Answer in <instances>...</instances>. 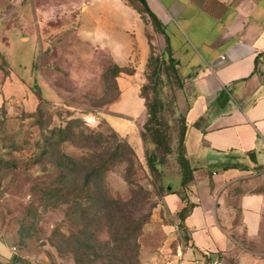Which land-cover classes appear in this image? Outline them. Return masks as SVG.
Wrapping results in <instances>:
<instances>
[{
	"label": "rangeland",
	"instance_id": "374dc122",
	"mask_svg": "<svg viewBox=\"0 0 264 264\" xmlns=\"http://www.w3.org/2000/svg\"><path fill=\"white\" fill-rule=\"evenodd\" d=\"M42 14L44 49L78 27L68 13ZM147 24L151 54L159 62L147 64L136 76H131L132 63L126 74H116L110 55L92 45L87 60L53 63L38 58L34 66L42 68L46 83L30 67L39 45L16 46L9 60L14 73L32 84V91L40 90L44 101L39 105L37 96L34 100L26 91L12 92L0 103V239L14 252L10 259L0 254V264H179L189 234L168 195L185 197L189 187L182 185L180 162L189 100L186 81L173 67L165 41ZM23 49L28 58L19 60ZM52 73L59 85H52ZM119 76L135 78L142 93L157 103L158 145L141 136L146 106L135 116L119 108L120 102L139 98V92L121 94ZM38 105V114L29 116ZM72 119L77 120L75 133L62 135L59 128ZM55 127L54 154L43 156ZM153 152L156 168L149 161ZM63 154L79 162V170L66 178L61 174ZM87 165L103 167L88 191ZM206 167L223 171L219 163ZM247 175L253 189L263 178L257 172ZM62 186L64 192L51 190Z\"/></svg>",
	"mask_w": 264,
	"mask_h": 264
},
{
	"label": "crops",
	"instance_id": "0c3cea01",
	"mask_svg": "<svg viewBox=\"0 0 264 264\" xmlns=\"http://www.w3.org/2000/svg\"><path fill=\"white\" fill-rule=\"evenodd\" d=\"M146 1L166 45L168 37L189 100L184 140L195 179L185 197L168 195L177 213L189 204L184 221L189 239L179 264H264V190L251 192L247 175L257 172L263 178L255 188L264 186V0ZM50 11L68 13L78 27L44 49L42 13ZM149 32L125 0H0V103L12 92L29 91L35 100L32 84L9 61L17 45L20 50L39 45L30 67L43 80L42 68L34 66L38 58L87 60L93 46L121 67L132 63L136 76L151 55ZM24 53L19 60L28 58L27 49ZM52 76V85H59ZM118 85L121 94L139 92L135 101L119 103L135 116L146 106L141 84L119 76ZM208 163H219L223 171L208 169Z\"/></svg>",
	"mask_w": 264,
	"mask_h": 264
},
{
	"label": "trees",
	"instance_id": "16d2710c",
	"mask_svg": "<svg viewBox=\"0 0 264 264\" xmlns=\"http://www.w3.org/2000/svg\"><path fill=\"white\" fill-rule=\"evenodd\" d=\"M125 2L127 4H129L130 6H132L133 8H135L143 17V19L145 20V22L151 23L152 26L158 31V32H163V29L161 27V23L158 19V17L156 16V14L151 10V8L149 7L148 3L146 0H125ZM167 40V51L168 54L170 55V61L173 65V67H176L177 65V60L174 59V57L171 56L170 54V47L168 44V37H166ZM158 63L159 62V58H156L153 54L150 55L148 63L149 66H152L153 63ZM2 68L5 72L6 75L9 74V68H8V63L7 60L3 58L2 60ZM115 68V72L116 74L121 73L123 71L126 70V67H121L118 64L114 65ZM177 68V67H176ZM178 70V68H177ZM33 86H31L32 88ZM34 91V90H33ZM35 95L38 98V103L39 105L41 104L42 101H44V97L41 93L40 90H36L34 91ZM141 95L142 97L145 99V104H146V108H147V112H148V117L146 119V122L144 124V130L141 132V136L143 138L144 141H150L155 143L156 145L159 144L160 142V135H161V129L159 127V112H158V105L156 102H151L149 100V98L142 93L141 91ZM158 97V94H157ZM37 107V109L35 111H31L29 113V116H36L38 114V110L40 111V107ZM74 122H77V120H71L70 122H68L67 126L63 127V128H59V131L62 135L64 136H69L70 134L75 133V128L73 124ZM58 130L57 127H55L54 129L51 130V136L47 137V143L46 146L49 149H45L44 152L42 153L43 156H50L51 154H54V149L56 147V142L54 140V135L55 132ZM181 152H180V162L182 165V169H183V173H182V185L185 187H188L195 179V175H194V170L195 167L191 164L190 159L188 158L187 154H186V148H185V140H184V133H183V137L181 139ZM88 155V154H87ZM64 157V161H62V170H61V174H63V176L68 177L72 174H75L79 168V162L78 159L76 157H73L71 155L68 154H63ZM88 158V156H87ZM156 155L155 152H153V155L150 156L149 161L150 164L153 168H156ZM2 159L0 158V164H2ZM103 172V167L100 165L97 168L95 167H90L87 165V183L85 185H87V191L92 189V180L94 175H97L98 173H102ZM52 191H58V193H60V191L64 192L65 191V186H62L57 189H51ZM264 190V186L261 187V189L259 188H254L251 190V192H259ZM87 199H88V195H87ZM76 203H79L78 201H76ZM189 205V204H188ZM188 205L185 206L181 211L178 212V215L181 219V222L183 224V230L186 232V226L184 224V221L186 219V216L189 213V209H188Z\"/></svg>",
	"mask_w": 264,
	"mask_h": 264
},
{
	"label": "water",
	"instance_id": "95a60500",
	"mask_svg": "<svg viewBox=\"0 0 264 264\" xmlns=\"http://www.w3.org/2000/svg\"><path fill=\"white\" fill-rule=\"evenodd\" d=\"M0 254L8 259L13 257L14 252L9 248V246L0 239Z\"/></svg>",
	"mask_w": 264,
	"mask_h": 264
},
{
	"label": "built area",
	"instance_id": "2783aa9c",
	"mask_svg": "<svg viewBox=\"0 0 264 264\" xmlns=\"http://www.w3.org/2000/svg\"><path fill=\"white\" fill-rule=\"evenodd\" d=\"M179 255L181 256V258L183 257V251L179 252Z\"/></svg>",
	"mask_w": 264,
	"mask_h": 264
}]
</instances>
